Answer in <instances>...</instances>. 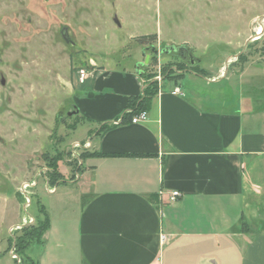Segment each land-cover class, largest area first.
<instances>
[{
  "label": "crops",
  "instance_id": "obj_1",
  "mask_svg": "<svg viewBox=\"0 0 264 264\" xmlns=\"http://www.w3.org/2000/svg\"><path fill=\"white\" fill-rule=\"evenodd\" d=\"M227 62L161 84L147 121L106 131L145 81L137 67L82 80L75 107L104 155L64 193L80 203L72 217L47 211L36 264H264V95L255 62Z\"/></svg>",
  "mask_w": 264,
  "mask_h": 264
},
{
  "label": "rangeland",
  "instance_id": "obj_2",
  "mask_svg": "<svg viewBox=\"0 0 264 264\" xmlns=\"http://www.w3.org/2000/svg\"><path fill=\"white\" fill-rule=\"evenodd\" d=\"M150 34L155 42H137ZM189 56L206 74L227 59L230 71L252 60L263 96L264 0H0V264L35 262L39 243L19 263L9 240L38 236L42 206L56 225L79 210L74 195H64L80 174L70 162L82 167L84 155L98 152V125L74 106L80 70L94 78L104 68L137 67L158 91L191 68ZM49 165L68 181L56 193L45 176ZM25 182H35L25 193L29 205Z\"/></svg>",
  "mask_w": 264,
  "mask_h": 264
},
{
  "label": "trees",
  "instance_id": "obj_3",
  "mask_svg": "<svg viewBox=\"0 0 264 264\" xmlns=\"http://www.w3.org/2000/svg\"><path fill=\"white\" fill-rule=\"evenodd\" d=\"M150 39H151V42H155L157 40V34L142 35V36L137 37L136 40L140 44L146 45L147 43H150V41H149ZM188 61L191 64V68L189 70H185V71H192V72L197 73V74H203L204 73L203 69H201V68L199 69L196 65H194L195 60L192 56H189ZM192 61H194V62L192 63ZM180 75L177 78H179ZM153 89H154V83H151L145 87L144 92L141 96L130 98L128 105H127V108L123 112V114L120 117L116 118L112 123L105 122V123L101 124L100 131H106V130L111 129L112 127H114L116 125H119V124L127 122V121L131 122V119L135 114H138L141 111H148L150 109L153 96L157 93V88H156V90H153ZM103 155L104 154L102 152H94L91 154L84 155L83 157L103 156ZM59 159H61V158H59ZM59 159H57V160H59ZM70 165L73 166V168H74L73 170L75 173H77V172L80 173L82 171V167L78 164V160H75V162H70ZM49 166H50V170L47 171L45 176L47 179V183L50 187H56V186L64 185V184L68 183L65 176L58 170L57 166H55V165H49ZM75 179L76 178H73V181ZM41 210L43 212L44 218L40 222L39 228L41 231L38 234V236H34V235L32 236L29 232V234L28 233L26 234L27 236H17L15 239L10 238L9 249H11V247L14 246L17 255L22 256V254H24L23 252L26 251V249L33 242H36V243L42 242L43 236H44L45 232L47 231V229L49 228L50 217H49V214H48L45 206H42ZM29 227L30 226H25L23 228V231L27 232L29 230ZM245 231H248V224H245ZM30 235L34 239H32L30 242H28L27 237H30ZM31 263L36 264V262H31Z\"/></svg>",
  "mask_w": 264,
  "mask_h": 264
},
{
  "label": "built area",
  "instance_id": "obj_4",
  "mask_svg": "<svg viewBox=\"0 0 264 264\" xmlns=\"http://www.w3.org/2000/svg\"><path fill=\"white\" fill-rule=\"evenodd\" d=\"M93 74H94V73H92L91 71H86L85 69H81V70H80V76H81L82 80L88 78L90 75H93ZM175 91L178 92V91H179V88H176ZM148 117H149V115H148V111H141L140 113L135 114V115L132 117L131 122H132V123H138V122H142V121H147ZM33 185H35V182H31V183L25 182V183L21 186V188H20L21 192H23V194H24V196H25V198H26V201H27L28 205H29V203H30V197H29L27 194H25V193H30L29 188H30L31 186H33ZM50 191H51V192L56 191V187H50ZM180 195H181L180 191H178V190H174V191H172V192L170 193V198H169V199H170L171 201H174V200H176V199L178 198V196H180ZM162 239H163V240L165 239V235L162 236ZM11 249H12V250H11L12 257H13L14 259L18 260L19 263H21V259H20L19 256L17 255V253H16V251H15V247L13 246Z\"/></svg>",
  "mask_w": 264,
  "mask_h": 264
},
{
  "label": "water",
  "instance_id": "obj_5",
  "mask_svg": "<svg viewBox=\"0 0 264 264\" xmlns=\"http://www.w3.org/2000/svg\"><path fill=\"white\" fill-rule=\"evenodd\" d=\"M171 48H173V47H171ZM154 52H155L156 55L159 54V51H158L157 49H155V48H154ZM148 59H149V56L147 57V61H148ZM193 62H194V61H192V63H193Z\"/></svg>",
  "mask_w": 264,
  "mask_h": 264
},
{
  "label": "bare ground",
  "instance_id": "obj_6",
  "mask_svg": "<svg viewBox=\"0 0 264 264\" xmlns=\"http://www.w3.org/2000/svg\"><path fill=\"white\" fill-rule=\"evenodd\" d=\"M257 34L259 35V34H261V33H257ZM258 37H259V36H257L256 38H258ZM256 38H255V39H256Z\"/></svg>",
  "mask_w": 264,
  "mask_h": 264
}]
</instances>
